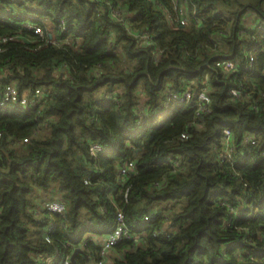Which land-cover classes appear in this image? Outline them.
I'll list each match as a JSON object with an SVG mask.
<instances>
[{"label": "trees", "instance_id": "obj_1", "mask_svg": "<svg viewBox=\"0 0 264 264\" xmlns=\"http://www.w3.org/2000/svg\"><path fill=\"white\" fill-rule=\"evenodd\" d=\"M107 1L0 0V36H20L0 52V91H42L36 106L0 105V264H65L78 247L70 264H95L119 209L139 242L107 264H264V0H189L185 27L148 0H122L116 21ZM46 19L74 45L49 42ZM226 59L238 69H213ZM53 199L65 213L44 208Z\"/></svg>", "mask_w": 264, "mask_h": 264}, {"label": "built area", "instance_id": "obj_2", "mask_svg": "<svg viewBox=\"0 0 264 264\" xmlns=\"http://www.w3.org/2000/svg\"><path fill=\"white\" fill-rule=\"evenodd\" d=\"M152 2L155 6H157L159 9L163 10V13L166 17V20L169 24L173 26H180L185 27L190 23L192 15L195 14V10H191L189 6V0H169L171 3V6L168 7L163 0H148ZM107 4L109 6V13L110 16L116 20L121 21L125 18V6L123 4L122 0H118L117 2L113 1H107ZM199 24H201V19L197 20ZM28 28L36 29L34 25H29ZM61 30L64 32L67 29V25L65 21H62L60 24ZM49 33V42L60 45V44H70L74 45V41L70 38H64L60 39L58 37H55L52 31H50L48 28ZM145 38L147 40H150V36L148 33H146ZM20 36L19 35H3L0 36V52L4 50V44L8 43L9 41L16 40ZM254 60V57L250 56V62ZM213 69L218 71L219 69L225 70V71H235L238 69V65L235 61L231 59L226 60H217L213 66ZM231 93L236 98H243V93L238 88H232ZM41 95L42 91L41 89L37 88L34 90V92L25 91L24 93H20L18 87L14 83L7 84L1 91H0V105L4 106L8 103H13L21 107H29V106H36L39 102H41ZM186 96L188 98L192 97V91L188 90L186 92ZM195 104H196V113L197 116L201 114H205L210 112L211 110V104H212V98L209 94V86L203 85L196 93L195 96ZM223 134V142H224V153L222 156V162L225 160H230L233 156L235 146H234V134L232 130L228 127H225L222 130ZM3 132L0 131V138H2ZM186 134H182V138H186ZM246 142L255 145L257 143L256 139L252 136L246 137ZM103 150V146L99 143H93L90 146V152L92 154H98L100 151ZM264 156V153H263ZM135 166L134 161L130 160L126 162L123 167L120 169V173L123 175H127L130 173ZM87 182V181H86ZM157 186H162L163 183H156ZM229 210L232 213H237L236 209L232 206L228 205ZM44 208L50 212H56V213H65L67 210V204L64 201L53 199V200H47L44 202ZM230 225V222L227 223ZM52 226V225H51ZM51 226L46 227L44 231V237L45 240L50 242L51 239L49 237V231L51 229ZM123 239H133L134 243H138L139 239L137 237H134L126 222H125V215L122 209H119L117 212V221L114 229L107 233L104 236L103 242L101 244L100 249V258L95 264H107L108 254L111 251V249L118 244ZM262 239L264 240V232L262 233ZM38 264H52V259H44L42 257H39ZM70 257L66 258L65 264H70Z\"/></svg>", "mask_w": 264, "mask_h": 264}, {"label": "rangeland", "instance_id": "obj_3", "mask_svg": "<svg viewBox=\"0 0 264 264\" xmlns=\"http://www.w3.org/2000/svg\"><path fill=\"white\" fill-rule=\"evenodd\" d=\"M45 24H46V27L50 30V31H52L53 32V26H52V24H51V22L48 20V19H46L45 20ZM45 133V129H40V132H39V136H41V135H43ZM53 195H55L54 193L52 194V193H48L47 194V196L48 197H51V196H53ZM40 199V197L38 198V200ZM37 202H39V201H37Z\"/></svg>", "mask_w": 264, "mask_h": 264}, {"label": "water", "instance_id": "obj_4", "mask_svg": "<svg viewBox=\"0 0 264 264\" xmlns=\"http://www.w3.org/2000/svg\"><path fill=\"white\" fill-rule=\"evenodd\" d=\"M78 253H84V250L81 248V247H78L74 250V252L72 253L71 255V261L74 263L75 262V258H76V255ZM85 256L88 258V255L85 254Z\"/></svg>", "mask_w": 264, "mask_h": 264}, {"label": "crops", "instance_id": "obj_5", "mask_svg": "<svg viewBox=\"0 0 264 264\" xmlns=\"http://www.w3.org/2000/svg\"><path fill=\"white\" fill-rule=\"evenodd\" d=\"M248 19H249L250 21H252V17H249ZM41 196H42V195H41ZM56 196L58 197V193H57V191H56ZM103 239H104V238H100V239H99V243H100V244H102ZM111 254H112V251H110L109 254H108L107 262L109 261V259H111Z\"/></svg>", "mask_w": 264, "mask_h": 264}]
</instances>
